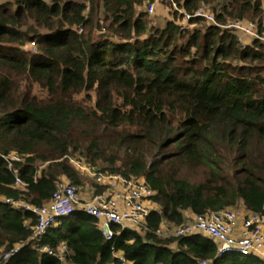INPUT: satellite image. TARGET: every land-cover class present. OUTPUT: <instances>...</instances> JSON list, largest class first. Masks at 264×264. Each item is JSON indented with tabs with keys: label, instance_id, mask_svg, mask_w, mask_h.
Segmentation results:
<instances>
[{
	"label": "trees",
	"instance_id": "trees-1",
	"mask_svg": "<svg viewBox=\"0 0 264 264\" xmlns=\"http://www.w3.org/2000/svg\"><path fill=\"white\" fill-rule=\"evenodd\" d=\"M153 1L0 0V250L22 249L0 264H118L113 250L130 264H264L220 255L203 234H158L188 214L264 215V43L244 49L226 28L251 21L264 35V0H175L215 17L184 30L165 3L171 19L156 28L141 10ZM70 159L143 180L145 226L108 241L76 210L30 241L37 216L5 200L43 207L60 184L87 185Z\"/></svg>",
	"mask_w": 264,
	"mask_h": 264
},
{
	"label": "built area",
	"instance_id": "built-area-1",
	"mask_svg": "<svg viewBox=\"0 0 264 264\" xmlns=\"http://www.w3.org/2000/svg\"><path fill=\"white\" fill-rule=\"evenodd\" d=\"M165 3L183 14L181 30L187 29L194 19L203 20L208 24H215L214 15L201 8L193 14L183 13L178 9L175 0H155L147 6L149 15H154L157 7ZM236 33L264 43V35L257 30V25L251 21H235L226 26ZM238 41L245 49L247 43L238 37ZM35 47V44H32ZM8 159V158H6ZM11 161H20L12 155ZM70 161L80 170L91 176L96 185L104 187L105 191L94 196L89 202L81 203L79 187L71 183L60 184L53 194L51 202L43 207L26 203L22 200L6 199L5 203L11 207L37 216V225L33 230L30 241L41 239L49 228L54 226L60 218L71 215L76 210L90 215L99 221V229L106 240H113L115 228L139 229L145 226L150 213L155 209L151 202L153 190L143 181L124 177L122 175L105 174L93 167H87L74 159ZM15 173H18L15 170ZM22 182L17 179L16 186ZM161 235V230L158 232ZM203 234L212 238L219 247V254L239 253L242 256H257L264 259V215L247 214L242 219L239 228V215L233 209L223 210L212 214L187 218L186 222L177 228L175 237ZM21 247H16L3 254V261L21 254ZM50 256L63 259L65 248L58 251L45 247L42 250ZM118 264H130L121 252L113 250ZM203 264H209L203 262Z\"/></svg>",
	"mask_w": 264,
	"mask_h": 264
},
{
	"label": "rangeland",
	"instance_id": "rangeland-1",
	"mask_svg": "<svg viewBox=\"0 0 264 264\" xmlns=\"http://www.w3.org/2000/svg\"><path fill=\"white\" fill-rule=\"evenodd\" d=\"M147 6H148V5H145L141 10H142L143 12H146V13L148 14V12H147ZM148 17L150 18L151 23H152L156 28H158V29L165 27L167 21L171 19V15H169V8H168V6H166L165 4L158 6V7H157V11H156V13H155L154 15H149V14H148ZM101 24H103V22H102ZM205 24H206V23H202L201 26H203V25H205ZM235 34H236V32H235ZM237 37L242 38V40H243L244 42L250 44V41H249V38H248V37H244V36H242L240 33H237ZM248 44H247V45H248ZM25 51L33 52V51H34V47H33V45H31V46H29V47H26ZM95 98H96V96L94 95V96H93V99L95 100ZM78 170L81 172V174H82V180H83L84 182H86L85 184H87V185H91L93 188L96 189V187L93 186V185H95V184H94L95 182H94L93 178H92L91 176H89L88 174H86L85 171L80 170V169H78ZM96 195H97V194H96V191H95V195H94V196H96ZM81 203H83V202L81 201ZM235 211H236V212L244 213V212L242 211V208H239V209H237V210H235ZM176 230H177V228H173L172 226H170V225H168V224H164V225L162 226V228H161V236H162V237H165V238H166V237L174 236ZM2 254H4V252H3V250H0V257L2 256Z\"/></svg>",
	"mask_w": 264,
	"mask_h": 264
},
{
	"label": "crops",
	"instance_id": "crops-1",
	"mask_svg": "<svg viewBox=\"0 0 264 264\" xmlns=\"http://www.w3.org/2000/svg\"><path fill=\"white\" fill-rule=\"evenodd\" d=\"M79 197H80V200L85 203V202H89L95 195V191L96 189L93 188L91 185H85L83 187H79ZM242 211L244 213H241V212H237L238 215H239V228L241 227L242 225V219L247 216L248 213H246L243 209ZM194 215L193 214H188L187 215V218H193Z\"/></svg>",
	"mask_w": 264,
	"mask_h": 264
}]
</instances>
